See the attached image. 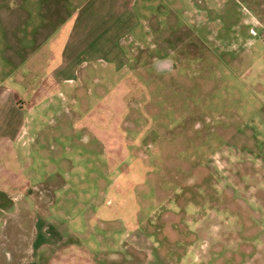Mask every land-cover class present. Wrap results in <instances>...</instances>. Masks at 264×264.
<instances>
[{
	"label": "rangeland",
	"instance_id": "374dc122",
	"mask_svg": "<svg viewBox=\"0 0 264 264\" xmlns=\"http://www.w3.org/2000/svg\"><path fill=\"white\" fill-rule=\"evenodd\" d=\"M148 5L149 39L132 50L145 79L120 74L107 81L116 87L111 99L78 97L81 116L102 103L91 122L96 137L74 128L62 104L40 119L53 144L40 134L23 172L36 186H57L43 209L48 232L81 251L66 264L90 252L101 264H264V28L254 21L264 0ZM155 57L174 69L157 73ZM13 200L30 212L22 209L23 228L9 220L3 264H28L43 211L29 195Z\"/></svg>",
	"mask_w": 264,
	"mask_h": 264
},
{
	"label": "crops",
	"instance_id": "0c3cea01",
	"mask_svg": "<svg viewBox=\"0 0 264 264\" xmlns=\"http://www.w3.org/2000/svg\"><path fill=\"white\" fill-rule=\"evenodd\" d=\"M149 1L0 0V264L10 256L6 250L9 220H17L23 228L22 209L30 212L27 202L14 205L13 198L18 202L25 195L30 196L35 212L43 211L31 227L28 264H39V256L66 264L73 254L81 253L72 249L62 232H48L52 221L43 209L54 204L57 186L49 184L45 189L43 184L30 183L23 160L31 161L28 157L40 134L53 144L54 131L40 126L42 116L60 114L62 104L74 119V128L96 137L91 122L96 121V113H102V103L85 108L89 113L85 117L80 114L84 101L78 97L102 91L111 99L116 87L107 81L120 74L125 82L145 79L147 73L139 69L132 50L149 39ZM254 21L264 28V10ZM259 57H264L263 51ZM163 59L150 61L157 73L161 72L156 64ZM65 122H58L62 134L68 129ZM49 147V151L57 149ZM9 191L18 194L10 196ZM92 254L76 264H101L94 263Z\"/></svg>",
	"mask_w": 264,
	"mask_h": 264
},
{
	"label": "water",
	"instance_id": "95a60500",
	"mask_svg": "<svg viewBox=\"0 0 264 264\" xmlns=\"http://www.w3.org/2000/svg\"><path fill=\"white\" fill-rule=\"evenodd\" d=\"M156 67L161 73L171 72L174 69V63L170 59L158 60Z\"/></svg>",
	"mask_w": 264,
	"mask_h": 264
}]
</instances>
